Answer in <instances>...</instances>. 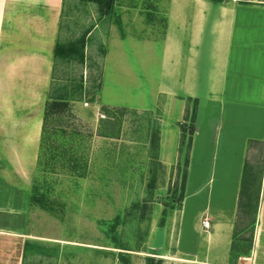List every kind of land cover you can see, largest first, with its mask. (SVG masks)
I'll return each mask as SVG.
<instances>
[{
    "label": "rangeland",
    "instance_id": "rangeland-1",
    "mask_svg": "<svg viewBox=\"0 0 264 264\" xmlns=\"http://www.w3.org/2000/svg\"><path fill=\"white\" fill-rule=\"evenodd\" d=\"M163 2L114 0L101 17L91 3L64 1L60 41L90 32L83 63L54 68L51 96L65 102L48 108L28 221L29 240L52 256L25 264H124L120 253L128 264H177L166 252L212 245L198 230L204 215L232 224V254H248L259 176L257 160L248 166L249 112L232 106L231 92L210 103L205 74L196 102L166 76L156 12ZM241 174L249 181L244 206Z\"/></svg>",
    "mask_w": 264,
    "mask_h": 264
},
{
    "label": "crops",
    "instance_id": "crops-1",
    "mask_svg": "<svg viewBox=\"0 0 264 264\" xmlns=\"http://www.w3.org/2000/svg\"><path fill=\"white\" fill-rule=\"evenodd\" d=\"M64 1L0 0V264H21L31 235L30 197L53 91V49ZM156 12L164 72L177 78L187 100L197 101V77L205 74L210 103L228 101L231 92L239 102L232 106L249 112L246 131L264 128V0H164ZM166 91L173 93L169 87ZM249 134L244 139L254 147L248 166L259 164L249 253L232 254V224H210L204 215L198 230L212 245L202 252L177 248L164 258H175L177 264H264V135ZM204 218L207 231L201 227Z\"/></svg>",
    "mask_w": 264,
    "mask_h": 264
},
{
    "label": "trees",
    "instance_id": "trees-1",
    "mask_svg": "<svg viewBox=\"0 0 264 264\" xmlns=\"http://www.w3.org/2000/svg\"><path fill=\"white\" fill-rule=\"evenodd\" d=\"M81 1L95 5L101 17L110 15L112 7H113V2H114V0H81ZM212 1H218V0H212ZM89 32L90 30L88 29L79 38L73 41L66 42V43L60 41V36L58 33V39L53 49L54 67L57 62H65V61L66 62L76 61L82 64L84 60L85 38L89 34ZM49 100H51L52 103L51 105L46 106V113H45L46 115L48 113L49 107L53 109V108H56L58 105L63 104L65 102V98L63 96H58V97L50 96ZM193 116H194V113H193ZM243 172L247 173L246 167L244 168ZM246 176L247 175L244 176V174L242 176L243 183H241V190L239 193L240 201H242V204H243V198L247 197L248 188H249V181H247L248 176L247 177ZM34 189H35V186L33 185L30 202L34 201V196H33ZM257 195H258V192H257ZM256 200H257V196H256ZM100 224L101 226L110 225L111 230H113L116 226V223H109V222L107 223L101 222ZM250 247H251V238H250L249 251H250ZM117 249H122V248H117ZM120 254L117 255L118 259H120L124 264H128L127 260L123 259L122 255ZM33 256L49 257L52 255L49 253L48 249L44 245H41L40 243L33 242L30 240H26L23 245L21 264H25V262L30 257H33ZM145 264H162V261L160 259L155 260L154 258H145Z\"/></svg>",
    "mask_w": 264,
    "mask_h": 264
},
{
    "label": "built area",
    "instance_id": "built-area-1",
    "mask_svg": "<svg viewBox=\"0 0 264 264\" xmlns=\"http://www.w3.org/2000/svg\"><path fill=\"white\" fill-rule=\"evenodd\" d=\"M233 1H236V0H233ZM102 118V116H101ZM201 227L203 228V230L207 231L210 229V224H209V221L204 218L202 221H201Z\"/></svg>",
    "mask_w": 264,
    "mask_h": 264
}]
</instances>
